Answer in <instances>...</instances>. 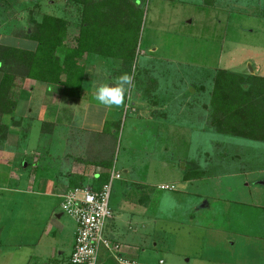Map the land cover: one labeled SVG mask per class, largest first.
I'll return each instance as SVG.
<instances>
[{
  "label": "crops",
  "instance_id": "0c3cea01",
  "mask_svg": "<svg viewBox=\"0 0 264 264\" xmlns=\"http://www.w3.org/2000/svg\"><path fill=\"white\" fill-rule=\"evenodd\" d=\"M54 16L65 18L60 14ZM69 19L72 22L68 21L66 43L68 47L74 48L81 32V25L80 22L74 23L71 17ZM129 27L134 30L135 25L131 24ZM100 30L101 32H97V28L92 24L85 29V50L77 58L78 65L83 67L82 70L77 71L81 73L79 86L75 82L70 84V80L66 82V79L72 75L71 71L61 75L62 82L60 83L24 78L18 82L19 88L14 94L13 108L8 115L3 116L7 121L4 123L8 125V131L5 139H2L4 141L0 146V154L8 163V188L18 192H27L33 198L41 196L38 201H42L43 212L41 214L44 219L43 223H46V226L39 227L40 237L36 242L26 237L24 239L22 233L17 241L8 238V254L12 252V246L18 247V252L39 248L40 264H61L62 261V264H65L70 255L69 252L66 254L63 249L67 247L70 251L73 249L76 229L68 241L66 228L59 221L64 214L60 210L62 195L68 189L82 184L98 187L101 185L98 183L100 176L107 173L109 178L110 171L114 169V166L112 167L114 163H111V152L104 151L106 137L102 135L105 132L108 137L115 134L114 124H119V113L124 107L126 109L124 106L126 99L119 106L105 107L100 105L94 96L99 86L115 85L116 80L121 76L119 75L121 71L117 70L122 67L127 48L123 47L125 44L121 24L117 23L111 27L114 33L112 37L109 35V38L103 33L105 30L102 27ZM21 38L28 41L26 45L8 44V47L27 53L34 52L35 44L28 38ZM129 39L130 41L127 40L128 46L133 43L131 39H134V36L129 35ZM0 45H2L1 42ZM114 63L115 67L112 68L110 64ZM3 72L0 64V81ZM136 103L133 100L131 111L135 114L133 123L138 124H134L133 127L128 126L132 133L141 131L139 124L144 120L159 126L154 132L157 135L172 132V119L167 120L162 115L157 116L151 110L149 113L145 112L143 116L141 110L147 107L140 106L139 112L134 106ZM202 109L204 110V105ZM106 124L112 127L106 129ZM175 124L183 126V121L176 119ZM167 125L169 128L166 127ZM200 128L203 130V126ZM174 130L177 131L176 127ZM93 131L98 135L95 138L91 135ZM216 135V140L222 139L220 137L222 134L216 133ZM226 141L229 147L238 149L253 146L257 142L262 143L258 147H264V142L233 136ZM167 152L168 148L165 146L164 153ZM181 156L182 154L179 157ZM146 157L149 160L152 158L148 155ZM143 162L142 160L140 162L128 161V165L124 167L127 178L125 187L127 188L124 187L123 202L120 203L116 216L119 219H115V224L125 223V220H122L124 215L129 218L127 229L122 232L113 231L115 216H112L113 221L109 223V236L124 246V257L142 264H154L151 263L150 256L145 255L147 243L153 242L152 246L156 247L162 242L163 248L168 245L166 256L173 258L169 264H177L171 255L173 247L177 244L169 239L170 234L177 233L178 236L184 238L182 244L186 239L191 240L193 237L198 240L196 254L183 259L184 264H264V256L254 257L256 253H264L263 165L256 170L244 167V165L225 169L216 165L217 170L211 182H213L214 189H221L222 194H227L220 195V198L216 197L225 202L223 206H219L217 202H209L205 195L202 196L196 190L204 175H194L197 168L191 167L189 171L188 167L184 166L189 165L188 160L181 159L180 175L175 182L176 190L160 189L161 185L173 184V181H155L150 173L142 171L147 161ZM164 166H167V163ZM185 168L188 171L185 172ZM21 186H24V189ZM129 189L137 194L131 207L125 205L127 203L126 200L124 201L126 195L129 194L127 193ZM56 206H58V212H56ZM150 206L154 208L147 209ZM202 213H205V216L211 213L212 218L202 222L200 218L197 219V216ZM54 214L56 218L52 217ZM212 219L217 224L211 223ZM64 236L66 240L61 241ZM165 238L169 239L168 244ZM47 241L51 244L53 254L55 251L53 246L58 243L56 254H62L63 259H57L56 254L52 257L44 255L45 250L42 244ZM176 252L178 257L187 255L178 247ZM106 254L115 264H118L109 253L106 252ZM104 260L106 259L103 258L102 262ZM29 262L38 264L37 261H30L26 257L25 263L29 264ZM102 262L99 264H103ZM162 264H166L164 259Z\"/></svg>",
  "mask_w": 264,
  "mask_h": 264
},
{
  "label": "rangeland",
  "instance_id": "374dc122",
  "mask_svg": "<svg viewBox=\"0 0 264 264\" xmlns=\"http://www.w3.org/2000/svg\"><path fill=\"white\" fill-rule=\"evenodd\" d=\"M123 1L111 0L106 3L117 10ZM133 1L127 0L131 3L128 8L132 7L133 11L135 10L134 14L129 13L132 15L130 22L135 25L134 30L130 29V35L134 36L131 40H133L132 47L135 48V60L129 70L120 68L117 70L121 71L119 75L129 74L132 77V84L127 87L124 97L126 109L124 107L119 113V124H114L115 134L108 137L105 132L102 135L106 137L104 151L111 152V163H114L112 167L114 166L122 176L121 179L113 181L110 196V208L112 216H115L113 218L116 226L112 228L117 232L126 230L129 220L123 215L122 220H125V223L115 224V219H119L116 216L120 203L123 202L122 193L127 183L124 167L128 165V161H147L142 171L150 173L155 181H173V184L168 183V186H174L176 190L175 182L180 175L181 159L188 160L189 165L184 166L188 167L189 171L191 167L197 168V171H201L200 173L204 175L196 190L202 196L205 195L209 202H217L219 206H223L225 202L216 197L220 198V195L227 194H222L221 189H218L219 191L214 189L211 182L217 170L216 165L222 169L244 165L252 170L264 166V147H258L262 143L257 142L253 145L256 147L249 145L238 149L229 147L226 140L232 138L230 135L222 134L220 135L222 139L216 140V132L209 124L210 109L207 108L213 89V77L217 70L224 69L230 73L246 75L249 74L248 65H250L253 73L251 75L264 77V18L261 16L263 0H135V5ZM126 4L124 7L121 6V9H127ZM80 11V6L68 0H0L2 52L8 48V44L26 45L28 41L23 40L20 34H24L27 27L32 26L27 21L30 15L38 20L44 13L53 16L60 14L67 21L72 22L69 19L71 17L74 23H77L80 22ZM102 11L106 12V21L111 23L112 15L108 12V8L102 7ZM116 15L126 22L123 16L121 19L118 12ZM115 25L113 23V26ZM67 33L65 40L68 37ZM103 33L109 38L114 32L105 30ZM127 40L130 41L129 38L123 40L125 49H128ZM110 66L114 68L115 63ZM133 100L137 102L134 105L137 111L140 106L147 107L141 110L143 116L145 112L149 113L151 110L157 116L162 115L167 120L172 119V132L157 135L154 132L159 126L144 120L139 124L141 131L132 133L128 126L133 127L134 124H138L132 121L135 118L134 111H131ZM176 119L182 120L183 126L176 125ZM4 122H7L5 118H3ZM153 122L157 121L153 120ZM202 126L203 130L200 128ZM111 127L112 125L106 124V129ZM166 127L169 128L168 125ZM91 135L93 138L98 136L95 131L91 132ZM3 141L0 140V146ZM165 146L168 148L166 154ZM181 154L182 156L179 157ZM147 155L152 158L149 160ZM3 159L4 156L0 154V264H26V257L40 264L39 248L18 252V247L12 246V252L8 254V238L17 241L22 233L24 239L26 237L36 242L40 237L39 229L42 228L40 226H46V223H43L41 214L42 201H38L41 196L33 198L27 192L8 188V163ZM165 163L167 166H164ZM184 170L188 171L186 168ZM21 187L24 189V186ZM127 193L129 194L124 199L127 203L125 205L131 207L137 194L130 189ZM152 206L147 209H153ZM56 210L58 212V206ZM207 215L202 213L197 219L200 218L202 222L210 220L211 213ZM52 217L56 218L55 214ZM113 218L106 223L107 233ZM59 221L66 228L69 241L76 224L67 214H63ZM211 223L217 224L213 219ZM170 235L169 239L177 244L171 252L174 262L184 264L183 259L196 254L198 240L193 237L191 240L186 239L182 244L183 236H178L177 233ZM169 239L165 238L166 244L169 243ZM65 240L64 236L61 241ZM152 243H147L145 252V255L150 256L151 263L157 264L159 259L163 258L166 264H169L173 258L166 256L168 245L163 248V243L160 242L153 247ZM42 245L45 256L52 257L56 254L58 243L53 246L54 254L50 242L47 241ZM177 247L187 255L178 257ZM63 250L66 254L69 252V255L72 251L68 247ZM103 254L106 252H101L97 264L101 263L103 258L106 259L103 264H115L108 254ZM61 256L62 254L58 255V253L55 255L57 259H63ZM258 256H264V253L254 254V257ZM29 264L33 263L29 262Z\"/></svg>",
  "mask_w": 264,
  "mask_h": 264
},
{
  "label": "trees",
  "instance_id": "16d2710c",
  "mask_svg": "<svg viewBox=\"0 0 264 264\" xmlns=\"http://www.w3.org/2000/svg\"><path fill=\"white\" fill-rule=\"evenodd\" d=\"M68 1L81 7V32L77 37L75 48L68 47L65 40L68 21L46 13L40 20L30 15L27 21L32 26L27 27L24 34H20L21 37L28 38L35 44L34 52L27 53L10 47L2 52L3 46H0V64L4 70L0 81V139H5L7 135L8 125L3 123L2 118L13 108L14 94L19 88L20 80L35 78L42 82L60 83L61 75L71 71L72 75L66 79V82L70 80V84L75 82L78 86L80 85L81 73L77 71L82 67L78 65L77 58L85 50V29L89 28L90 24L97 28V32H101V27L104 30H111L113 23H119L122 26L123 39L129 38L132 17L129 13L134 14L135 10L133 11L132 7L128 8L131 3L127 0H124L123 4L120 3L117 10L107 5L106 1L111 0ZM134 2L135 0L133 1L135 5ZM125 4L127 9H121V6L124 7ZM102 7L108 8V12L111 13V23L106 21V12L102 11ZM116 12L121 19L123 16L126 22L120 20ZM261 14L264 18V0ZM132 44L128 46L126 58L122 60L121 69L125 71L133 66L135 60V48ZM207 108L210 109L209 124L216 133L264 142L263 76L238 75L224 69L217 70L213 77V89ZM200 172L196 171L194 175H203ZM107 181L108 175L103 173L98 183L102 185Z\"/></svg>",
  "mask_w": 264,
  "mask_h": 264
},
{
  "label": "built area",
  "instance_id": "2783aa9c",
  "mask_svg": "<svg viewBox=\"0 0 264 264\" xmlns=\"http://www.w3.org/2000/svg\"><path fill=\"white\" fill-rule=\"evenodd\" d=\"M121 175L113 168L108 181L98 187L82 184L68 189L61 198V211L76 223L74 246L66 264H97L103 250L118 264H142L123 256L124 246L113 241L105 232L112 218L110 208L111 186ZM160 189L174 190V186L161 185ZM158 264H162L159 260Z\"/></svg>",
  "mask_w": 264,
  "mask_h": 264
},
{
  "label": "clouds",
  "instance_id": "9594fccd",
  "mask_svg": "<svg viewBox=\"0 0 264 264\" xmlns=\"http://www.w3.org/2000/svg\"><path fill=\"white\" fill-rule=\"evenodd\" d=\"M132 84V77L124 73L114 86L101 85L96 89L94 99L102 106H119L125 97L126 89Z\"/></svg>",
  "mask_w": 264,
  "mask_h": 264
},
{
  "label": "water",
  "instance_id": "95a60500",
  "mask_svg": "<svg viewBox=\"0 0 264 264\" xmlns=\"http://www.w3.org/2000/svg\"><path fill=\"white\" fill-rule=\"evenodd\" d=\"M248 73H249V74H253V73H252V68L250 67V65H248Z\"/></svg>",
  "mask_w": 264,
  "mask_h": 264
}]
</instances>
